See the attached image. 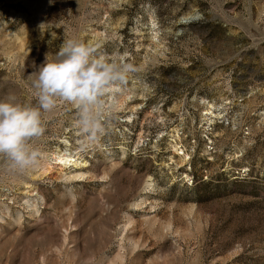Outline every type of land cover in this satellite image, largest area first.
<instances>
[{
  "label": "rangeland",
  "instance_id": "374dc122",
  "mask_svg": "<svg viewBox=\"0 0 264 264\" xmlns=\"http://www.w3.org/2000/svg\"><path fill=\"white\" fill-rule=\"evenodd\" d=\"M68 40L135 71L95 139L57 101L0 157V264H264V0H0V99Z\"/></svg>",
  "mask_w": 264,
  "mask_h": 264
},
{
  "label": "clouds",
  "instance_id": "9594fccd",
  "mask_svg": "<svg viewBox=\"0 0 264 264\" xmlns=\"http://www.w3.org/2000/svg\"><path fill=\"white\" fill-rule=\"evenodd\" d=\"M134 71L130 64L108 62L91 43L66 41L55 59L46 57L28 75L36 90L37 106L23 104L11 95L0 99V157L20 171L38 166L41 153L32 142L44 134L43 113L56 107L57 101L73 104L84 140L95 139L104 131L101 101L120 91Z\"/></svg>",
  "mask_w": 264,
  "mask_h": 264
},
{
  "label": "bare ground",
  "instance_id": "6f19581e",
  "mask_svg": "<svg viewBox=\"0 0 264 264\" xmlns=\"http://www.w3.org/2000/svg\"><path fill=\"white\" fill-rule=\"evenodd\" d=\"M67 155H60L56 160L59 161L62 165L63 168H67L68 164H71L72 162H69L68 159L66 158ZM71 167V166H70Z\"/></svg>",
  "mask_w": 264,
  "mask_h": 264
}]
</instances>
